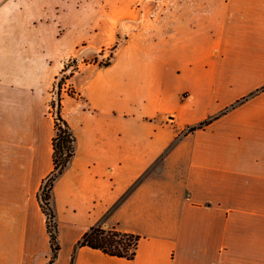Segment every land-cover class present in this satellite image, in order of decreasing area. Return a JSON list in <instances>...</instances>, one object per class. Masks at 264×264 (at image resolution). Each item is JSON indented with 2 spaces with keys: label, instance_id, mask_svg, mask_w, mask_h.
Here are the masks:
<instances>
[{
  "label": "crops",
  "instance_id": "obj_1",
  "mask_svg": "<svg viewBox=\"0 0 264 264\" xmlns=\"http://www.w3.org/2000/svg\"><path fill=\"white\" fill-rule=\"evenodd\" d=\"M111 1L77 8L104 7L119 23V7L133 0ZM8 4H0V264H46L38 195L53 169V84L72 53L61 41L69 1L42 8L51 20L19 19ZM159 8L145 46L128 48L119 66H79L74 95H61L75 154L51 190L59 245L51 264H264V0ZM96 225L139 236L134 258L76 247Z\"/></svg>",
  "mask_w": 264,
  "mask_h": 264
},
{
  "label": "rangeland",
  "instance_id": "obj_2",
  "mask_svg": "<svg viewBox=\"0 0 264 264\" xmlns=\"http://www.w3.org/2000/svg\"><path fill=\"white\" fill-rule=\"evenodd\" d=\"M8 0H0V4ZM69 6L64 12L68 18L69 27L65 34L61 37L62 42H67L70 55L61 59V66H67L64 72L57 75L53 84V96L56 97L57 84L60 82L61 95L69 93L74 95L69 85L70 77L76 73L79 66H119L127 53L128 48L145 46L152 33L149 29L157 27L156 16L159 15V0H133L130 6L119 7L121 19L119 23H115L111 18L103 16L101 10L91 8L85 11L79 2L84 0H68ZM122 1V0H120ZM62 2V3H61ZM64 0H9V14H16L19 19L27 15L35 20H51L54 12H43L42 8L47 6H60ZM104 3L112 2L111 0H103ZM112 6L111 3L109 7ZM77 8V9H76ZM79 9V10H78ZM114 9H116L114 7ZM23 10V14L19 11ZM78 10V11H77ZM11 11V12H10ZM98 12V13H97ZM127 14H130L129 18ZM152 18V19H150ZM151 20H155L152 22ZM148 27L145 30V27ZM50 28V27H49ZM148 33H146V32ZM50 32V31H49ZM159 32H156L158 36ZM118 61V62H117ZM60 95V96H61ZM52 114L53 110L50 108Z\"/></svg>",
  "mask_w": 264,
  "mask_h": 264
},
{
  "label": "trees",
  "instance_id": "obj_3",
  "mask_svg": "<svg viewBox=\"0 0 264 264\" xmlns=\"http://www.w3.org/2000/svg\"><path fill=\"white\" fill-rule=\"evenodd\" d=\"M65 69L66 68H63L62 72H64ZM60 84V82L57 84L56 97L50 102V108L53 110V127L55 131L51 142L53 169L41 184L38 195L41 209L46 216V228L52 250V256L46 264H51L55 260L59 250L55 214L50 206L51 190L55 180L64 172L69 161L75 154V137L69 125L61 115ZM210 121L211 120H206L199 123L197 126L188 128L187 133L207 125ZM139 239L140 237L137 235L122 233L114 227L106 228L101 225H96L92 226L82 235L76 247L87 246L92 249L100 250L110 256L131 260L135 256Z\"/></svg>",
  "mask_w": 264,
  "mask_h": 264
},
{
  "label": "built area",
  "instance_id": "obj_4",
  "mask_svg": "<svg viewBox=\"0 0 264 264\" xmlns=\"http://www.w3.org/2000/svg\"><path fill=\"white\" fill-rule=\"evenodd\" d=\"M66 67H67V66H63V68H66ZM63 68H62V69H63Z\"/></svg>",
  "mask_w": 264,
  "mask_h": 264
}]
</instances>
